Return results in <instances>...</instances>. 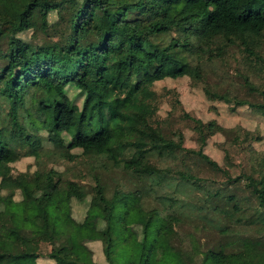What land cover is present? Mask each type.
Wrapping results in <instances>:
<instances>
[{
  "label": "trees",
  "instance_id": "obj_1",
  "mask_svg": "<svg viewBox=\"0 0 264 264\" xmlns=\"http://www.w3.org/2000/svg\"><path fill=\"white\" fill-rule=\"evenodd\" d=\"M257 66L264 0H0V264H264L257 139L232 136L236 158L217 161L211 138L235 130L158 89L185 79L209 118L264 125ZM25 156L34 170L13 173Z\"/></svg>",
  "mask_w": 264,
  "mask_h": 264
},
{
  "label": "rangeland",
  "instance_id": "obj_2",
  "mask_svg": "<svg viewBox=\"0 0 264 264\" xmlns=\"http://www.w3.org/2000/svg\"><path fill=\"white\" fill-rule=\"evenodd\" d=\"M252 82L256 85L261 86L264 89V68L257 66L255 74L252 77ZM188 85L189 84L187 81H185V79H182L179 84L178 82L167 80L165 82L160 83L158 85V89L167 88V89L178 90L179 93L184 95V98L189 96V99L185 98L183 101H184V104H186L185 105L186 108L189 107L191 110L193 109L195 111V112H192L194 116L200 117L204 119L205 121H208L211 119H217L220 122V124L227 130H231V129L235 130V134L234 133L231 134L229 137L226 138V140L224 138H221L220 136H214L211 138L209 142V147L206 149V153L210 157L216 159L219 162L225 161V157L222 153V147L226 146V149L229 151L230 158L232 159L236 158L235 146H233L234 142L231 138L232 136H235V135L238 136L240 140H242V138L246 135L250 138L251 137L256 138L257 142L253 145L254 149L264 151V125L262 124V121L257 116L252 115L245 111H242L237 115L230 114L229 112L225 110L223 106H218L217 112L214 115V116L217 115V118H214L213 116L209 118V116H211L209 114V105L203 102L201 92L198 89L189 91ZM31 93L32 91H30V94ZM30 109L32 112V118L30 119V121L35 127H38V121H37L38 114H37L36 104L33 103L30 106ZM177 128L184 129V126L182 124H178L175 122L164 124L163 132H164L165 138L170 139L173 136V133ZM195 139H196V135H192L189 137V139L186 142L188 147H193ZM34 163H35L34 157H31V156L21 157V159L18 162H16L15 165L13 166V173H20L25 170L33 171ZM54 168L55 169L68 168L72 171V173L69 174L68 177L74 176V178L76 179L78 178L80 181H82L83 184L85 182L83 177L78 172L79 170L84 169L83 166L79 168L78 167L75 168L73 165L62 167L61 165L58 164L57 167L55 166ZM243 170L245 172H248V167L244 165ZM232 172L234 175L238 173L236 165L233 166ZM243 188L244 187L242 186L236 187L234 189V193L241 195V196H248V193ZM188 190L191 191V188L188 187ZM64 193L65 191L59 192L58 197H57L59 201L63 200ZM246 204L245 205L250 208L252 205V202H248ZM86 208L87 207L84 202L74 201L71 207V214L73 218L76 220L82 218L83 215L85 214ZM92 249L94 252V258L101 261L99 248L93 245ZM39 264H42V262L39 261Z\"/></svg>",
  "mask_w": 264,
  "mask_h": 264
}]
</instances>
